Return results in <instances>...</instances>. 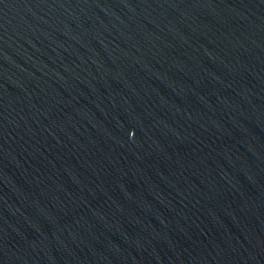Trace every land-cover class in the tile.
Masks as SVG:
<instances>
[{
  "label": "water",
  "instance_id": "obj_1",
  "mask_svg": "<svg viewBox=\"0 0 264 264\" xmlns=\"http://www.w3.org/2000/svg\"><path fill=\"white\" fill-rule=\"evenodd\" d=\"M0 264H264V0H0Z\"/></svg>",
  "mask_w": 264,
  "mask_h": 264
}]
</instances>
